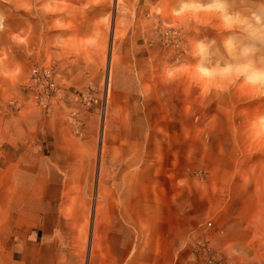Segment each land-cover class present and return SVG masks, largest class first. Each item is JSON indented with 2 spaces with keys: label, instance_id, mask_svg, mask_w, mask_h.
Listing matches in <instances>:
<instances>
[{
  "label": "rangeland",
  "instance_id": "374dc122",
  "mask_svg": "<svg viewBox=\"0 0 264 264\" xmlns=\"http://www.w3.org/2000/svg\"><path fill=\"white\" fill-rule=\"evenodd\" d=\"M179 7L0 0V225L10 217L2 193L15 191L18 164L50 163L62 133L90 143L93 164L102 148L109 185L132 134L139 179L159 196L194 197L195 247L210 243L235 264H264V96L240 85L204 90L185 66L195 63V41L219 39L220 25ZM90 175L87 191L66 189L65 211L91 215L97 171ZM107 184L98 209H110Z\"/></svg>",
  "mask_w": 264,
  "mask_h": 264
},
{
  "label": "crops",
  "instance_id": "0c3cea01",
  "mask_svg": "<svg viewBox=\"0 0 264 264\" xmlns=\"http://www.w3.org/2000/svg\"><path fill=\"white\" fill-rule=\"evenodd\" d=\"M131 135L119 146L110 185L102 148L93 164L94 147L64 133L54 142L50 163L18 164L15 191L2 193L10 217L0 225V264H188L200 235L187 206L194 197L159 196L153 182L139 179ZM92 170L97 180L91 215L74 206L65 211L66 189L87 191ZM106 184L112 187L110 209L102 210L97 205L105 202Z\"/></svg>",
  "mask_w": 264,
  "mask_h": 264
},
{
  "label": "clouds",
  "instance_id": "9594fccd",
  "mask_svg": "<svg viewBox=\"0 0 264 264\" xmlns=\"http://www.w3.org/2000/svg\"><path fill=\"white\" fill-rule=\"evenodd\" d=\"M180 13H209L220 25L219 39L205 36L185 66L205 91L240 85L264 96V0H180ZM174 68L166 71L172 77ZM264 125V117L259 118Z\"/></svg>",
  "mask_w": 264,
  "mask_h": 264
},
{
  "label": "built area",
  "instance_id": "2783aa9c",
  "mask_svg": "<svg viewBox=\"0 0 264 264\" xmlns=\"http://www.w3.org/2000/svg\"><path fill=\"white\" fill-rule=\"evenodd\" d=\"M210 224V223H208ZM188 264H235L210 243H199L194 248V257Z\"/></svg>",
  "mask_w": 264,
  "mask_h": 264
}]
</instances>
